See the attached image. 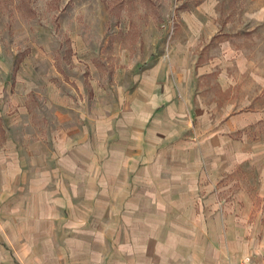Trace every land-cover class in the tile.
Wrapping results in <instances>:
<instances>
[{"label": "crops", "instance_id": "obj_1", "mask_svg": "<svg viewBox=\"0 0 264 264\" xmlns=\"http://www.w3.org/2000/svg\"><path fill=\"white\" fill-rule=\"evenodd\" d=\"M203 1L113 93L22 61L29 86L0 92V264H264V111L230 100L237 48Z\"/></svg>", "mask_w": 264, "mask_h": 264}, {"label": "rangeland", "instance_id": "obj_2", "mask_svg": "<svg viewBox=\"0 0 264 264\" xmlns=\"http://www.w3.org/2000/svg\"><path fill=\"white\" fill-rule=\"evenodd\" d=\"M211 1L220 30L237 48L233 55L239 68H232L235 83L230 100L239 107L264 111V0ZM200 2L205 3L0 0V92L29 86V81L19 86L17 75L21 76L22 61L38 51L46 58L39 59L37 71L58 86L75 89L77 98L83 87L86 99H93V80L113 93L116 83L129 85L131 74L149 61L154 49L170 45L178 29L179 12ZM51 64L55 72L47 76ZM39 78L35 82L43 88L45 83ZM46 120L42 115V123Z\"/></svg>", "mask_w": 264, "mask_h": 264}, {"label": "built area", "instance_id": "obj_3", "mask_svg": "<svg viewBox=\"0 0 264 264\" xmlns=\"http://www.w3.org/2000/svg\"><path fill=\"white\" fill-rule=\"evenodd\" d=\"M248 257H244V258H242V260L239 262L240 264H248Z\"/></svg>", "mask_w": 264, "mask_h": 264}, {"label": "trees", "instance_id": "obj_4", "mask_svg": "<svg viewBox=\"0 0 264 264\" xmlns=\"http://www.w3.org/2000/svg\"><path fill=\"white\" fill-rule=\"evenodd\" d=\"M20 60H21V58H19V59L17 60L15 66H14V68H13V72L15 71V69H16V67H17V65H18V63H19Z\"/></svg>", "mask_w": 264, "mask_h": 264}]
</instances>
